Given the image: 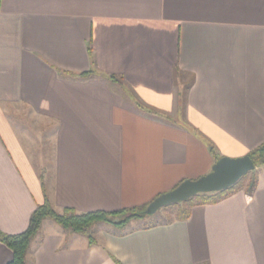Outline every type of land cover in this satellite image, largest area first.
I'll return each instance as SVG.
<instances>
[{"label":"crops","instance_id":"crops-1","mask_svg":"<svg viewBox=\"0 0 264 264\" xmlns=\"http://www.w3.org/2000/svg\"><path fill=\"white\" fill-rule=\"evenodd\" d=\"M262 142L264 0H0V233L22 232L45 198L56 211L148 204L210 172L213 149ZM254 169L251 194L92 244L44 219L26 264H264ZM11 257L0 241V264Z\"/></svg>","mask_w":264,"mask_h":264},{"label":"trees","instance_id":"trees-1","mask_svg":"<svg viewBox=\"0 0 264 264\" xmlns=\"http://www.w3.org/2000/svg\"><path fill=\"white\" fill-rule=\"evenodd\" d=\"M66 74V71H62ZM79 75H84L81 73ZM114 78V76H110ZM212 149V147L210 146ZM247 154L254 162L255 167L264 164V142L248 151ZM218 158L216 157V160ZM257 177L255 169L246 173L236 184L227 188L226 190L214 193L199 194L197 200L191 199L186 202H181L171 209L173 217L166 216L162 221L147 220L140 224L141 227L147 228L154 226L158 223H170L172 220L187 219L190 215L191 207L197 203H216L221 198L233 193L235 190L245 185V191L251 194L256 188ZM148 204L122 208L115 211L96 210L89 212H77L74 208L64 207L61 211H56L52 204L46 198L38 204L32 211L26 228L16 234H3L0 233V241L8 247L12 253L10 261L6 264H26L27 250L33 238L37 234L42 221L44 219H51L63 229L73 233L86 235L90 239L89 243H93V237L88 234V230L96 223L104 222L112 225L117 231L125 232L131 221L143 220L149 215L143 212ZM158 211V210H157ZM156 211V212H157ZM155 212V213H156Z\"/></svg>","mask_w":264,"mask_h":264},{"label":"water","instance_id":"water-1","mask_svg":"<svg viewBox=\"0 0 264 264\" xmlns=\"http://www.w3.org/2000/svg\"><path fill=\"white\" fill-rule=\"evenodd\" d=\"M254 168V162L248 154L234 158L221 157L215 161L207 174L196 179L183 180L171 190L155 197L143 213L152 215L162 207L187 201L195 195L226 190Z\"/></svg>","mask_w":264,"mask_h":264},{"label":"rangeland","instance_id":"rangeland-1","mask_svg":"<svg viewBox=\"0 0 264 264\" xmlns=\"http://www.w3.org/2000/svg\"><path fill=\"white\" fill-rule=\"evenodd\" d=\"M212 153L218 159L221 158V157H224V156H221V154L218 152V150L216 148L213 149V152ZM199 197H200L199 194L198 195H195L194 197H192V199L189 202H191L192 200L193 201L194 200H197ZM184 202H186V201H184ZM179 203H181V202H179ZM179 203H174V204H170V205H167L165 207H162V208L158 209V211L156 213L145 217L146 219H143V220H135V221L133 220V221L130 222V224H129V226L127 228H131L135 224H141V223L146 222L147 220H150V219L156 220V221H162V220L166 219V216L173 217V212H171V209L173 207H175ZM100 229L117 230L112 225H110L108 223L99 222V223L94 224L88 230V234L91 235L92 237H95Z\"/></svg>","mask_w":264,"mask_h":264}]
</instances>
